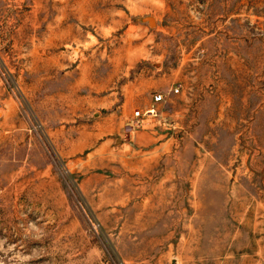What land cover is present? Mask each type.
Returning <instances> with one entry per match:
<instances>
[{"label":"rangeland","instance_id":"374dc122","mask_svg":"<svg viewBox=\"0 0 264 264\" xmlns=\"http://www.w3.org/2000/svg\"><path fill=\"white\" fill-rule=\"evenodd\" d=\"M0 264H264V0H0Z\"/></svg>","mask_w":264,"mask_h":264},{"label":"built area","instance_id":"2783aa9c","mask_svg":"<svg viewBox=\"0 0 264 264\" xmlns=\"http://www.w3.org/2000/svg\"><path fill=\"white\" fill-rule=\"evenodd\" d=\"M175 90H177V87L175 88ZM153 98H154L155 101H161V100H163V93L160 92V91H157V92H155L153 94ZM153 110H154V108H148L147 109V112L151 113ZM141 114H142V111H140V109H136L134 111L135 118L139 117ZM134 122H136V119L132 120L130 122L131 123L130 125L133 126L134 125Z\"/></svg>","mask_w":264,"mask_h":264},{"label":"water","instance_id":"95a60500","mask_svg":"<svg viewBox=\"0 0 264 264\" xmlns=\"http://www.w3.org/2000/svg\"><path fill=\"white\" fill-rule=\"evenodd\" d=\"M144 20H146L150 25H153L155 23V19L151 15H146L143 17Z\"/></svg>","mask_w":264,"mask_h":264}]
</instances>
